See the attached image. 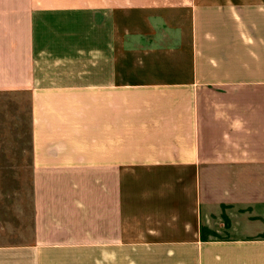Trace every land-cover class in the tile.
Returning a JSON list of instances; mask_svg holds the SVG:
<instances>
[{"label":"crops","instance_id":"crops-1","mask_svg":"<svg viewBox=\"0 0 264 264\" xmlns=\"http://www.w3.org/2000/svg\"><path fill=\"white\" fill-rule=\"evenodd\" d=\"M0 93V264H264V0H0Z\"/></svg>","mask_w":264,"mask_h":264},{"label":"rangeland","instance_id":"rangeland-1","mask_svg":"<svg viewBox=\"0 0 264 264\" xmlns=\"http://www.w3.org/2000/svg\"><path fill=\"white\" fill-rule=\"evenodd\" d=\"M22 96L0 93V201L21 194L30 165V124Z\"/></svg>","mask_w":264,"mask_h":264}]
</instances>
